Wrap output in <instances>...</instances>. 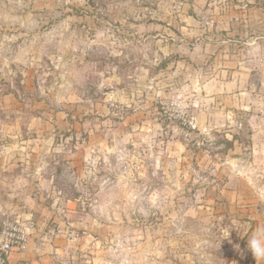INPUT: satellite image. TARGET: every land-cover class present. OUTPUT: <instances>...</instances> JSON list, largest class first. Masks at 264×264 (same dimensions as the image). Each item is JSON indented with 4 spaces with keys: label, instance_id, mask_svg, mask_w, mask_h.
<instances>
[{
    "label": "rangeland",
    "instance_id": "1",
    "mask_svg": "<svg viewBox=\"0 0 264 264\" xmlns=\"http://www.w3.org/2000/svg\"><path fill=\"white\" fill-rule=\"evenodd\" d=\"M262 38L264 0H0V145L52 181L56 264H264L247 248L264 224Z\"/></svg>",
    "mask_w": 264,
    "mask_h": 264
},
{
    "label": "crops",
    "instance_id": "2",
    "mask_svg": "<svg viewBox=\"0 0 264 264\" xmlns=\"http://www.w3.org/2000/svg\"><path fill=\"white\" fill-rule=\"evenodd\" d=\"M244 65L246 68L240 67L244 73L235 74L239 75L241 86L247 85L250 75L245 73L249 71L248 64L244 62ZM224 74L227 73L223 72ZM232 84L226 83L224 87H229ZM236 97L241 100L236 109L249 111L250 103L245 102L243 97L238 95ZM249 117L251 120L247 121V124L252 133V140H254L257 129L252 121L255 120V117L250 114ZM219 121L221 120L218 119ZM42 148L43 145H38L39 151ZM21 150L22 148L15 144L0 145V220L5 217L16 220L28 235L26 250L14 252L10 260L12 264H56L58 258L55 257V254H59L60 248L65 242L57 238L48 244H43L41 238L46 225L57 220L55 216L57 203L55 202L52 206L46 204L52 194V181L45 179V176L35 170L36 164L34 167L28 166L29 162L20 157ZM220 193L228 202L240 198L239 191L231 192L226 187L222 188Z\"/></svg>",
    "mask_w": 264,
    "mask_h": 264
},
{
    "label": "built area",
    "instance_id": "3",
    "mask_svg": "<svg viewBox=\"0 0 264 264\" xmlns=\"http://www.w3.org/2000/svg\"><path fill=\"white\" fill-rule=\"evenodd\" d=\"M185 127H188L189 133L198 129L195 117H189L184 120ZM28 244V235L16 220L5 217L0 220V264H12L11 255L14 252H23Z\"/></svg>",
    "mask_w": 264,
    "mask_h": 264
},
{
    "label": "clouds",
    "instance_id": "4",
    "mask_svg": "<svg viewBox=\"0 0 264 264\" xmlns=\"http://www.w3.org/2000/svg\"><path fill=\"white\" fill-rule=\"evenodd\" d=\"M259 52V46L255 43L250 44L249 54L255 55ZM257 199H262L259 190L256 192ZM231 227H225L221 233L220 241L229 237ZM247 248L251 251L256 261H264V224H258L255 231L248 237Z\"/></svg>",
    "mask_w": 264,
    "mask_h": 264
},
{
    "label": "water",
    "instance_id": "5",
    "mask_svg": "<svg viewBox=\"0 0 264 264\" xmlns=\"http://www.w3.org/2000/svg\"><path fill=\"white\" fill-rule=\"evenodd\" d=\"M258 84V81H256V83H255V86ZM240 127H241V129L243 130V131H245V132H247V133H249V127H248V124L246 123V122H241L240 123Z\"/></svg>",
    "mask_w": 264,
    "mask_h": 264
}]
</instances>
